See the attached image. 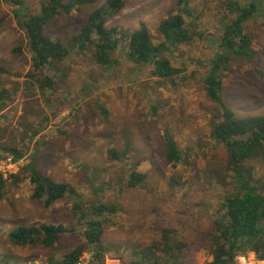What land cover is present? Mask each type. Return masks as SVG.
I'll list each match as a JSON object with an SVG mask.
<instances>
[{"label": "rangeland", "instance_id": "374dc122", "mask_svg": "<svg viewBox=\"0 0 264 264\" xmlns=\"http://www.w3.org/2000/svg\"><path fill=\"white\" fill-rule=\"evenodd\" d=\"M10 1L0 0V89L6 91L5 101H0V161L12 154L6 148L25 156L0 173L6 181L0 199V264H47L49 257L61 259L76 248L96 253L74 212L76 203L86 214L98 205L118 209L115 215L100 217L104 258L129 264L147 254V264H180L163 252V235L170 231L171 244L185 247L183 264H211L209 247L224 199L233 191V173L225 148L211 136L221 109L207 98L204 78L219 51L223 22L234 16L229 0H189L193 16L186 21L192 41L164 55L182 71L176 84L154 77L151 64L129 61L126 38L108 67L97 64L92 46L80 45L76 37L90 13L108 0L75 8L70 14L62 12L45 30L69 53L46 69L54 89L45 90L30 77L31 52ZM243 1L259 6L257 15L244 25L255 56L251 62L233 57L224 73L221 98L238 116H263L264 0ZM20 2L35 14L46 0ZM178 2L127 0L106 25L123 35L145 24L158 44L159 24L178 12ZM166 137L177 143L182 154L176 165L167 160ZM111 151L121 159L114 160ZM33 156L42 174L69 184L73 193L51 207L33 200L34 186L25 169ZM246 168L264 194V151ZM134 171L146 175L135 189L127 187ZM44 224L72 231L52 248L10 241L13 230Z\"/></svg>", "mask_w": 264, "mask_h": 264}, {"label": "trees", "instance_id": "16d2710c", "mask_svg": "<svg viewBox=\"0 0 264 264\" xmlns=\"http://www.w3.org/2000/svg\"><path fill=\"white\" fill-rule=\"evenodd\" d=\"M99 0H46L38 13H31L30 9L20 0H11L19 27L24 31L31 52L32 68L34 73L30 77L40 84V88L54 89V81L45 75L48 67L64 61L68 56L66 46L53 40L47 33L46 27L62 12L70 14L75 8L96 4ZM127 0H108L106 5L90 13L86 25L81 29L76 40L85 47L90 45L94 49L97 64L108 67L114 64L113 55L118 49L121 40L126 38L127 58L136 65H153L152 75L156 78L170 81L173 84L182 73L181 69L173 66L165 57L172 48L190 43L192 35L187 27L186 17L193 16L189 8V0H179V10L162 20L158 32L162 41L155 44L148 27H140L130 33L121 34L117 28H108L107 20L118 14L126 5ZM228 8L234 15L230 20L223 22L222 34L218 48L210 63L204 86L207 98L221 109V116L212 124V138L221 144L229 158V165L233 173V191L223 202L222 212L215 223L216 234L210 245V254L213 256L211 264H236V257L240 253L255 252L259 261H264V194L253 183V177L246 168V163L264 151V115L238 116L229 109L221 98L224 73L233 57L245 58L251 62L255 56L253 39L246 33L244 25L259 12L255 3L245 4L243 0H229ZM19 50V49H18ZM3 71V69H0ZM6 91L0 89V101L4 102ZM166 156L171 164L182 161V154L177 143L166 137ZM12 153L14 161L24 158V154L15 148H6ZM114 160L121 157L115 152L109 153ZM29 179L34 186L32 198L42 201L46 207L64 200L73 193L72 187L63 182L42 174L35 166V157L25 167ZM16 177V176H15ZM146 179L144 173L134 171L128 180V188H138ZM6 181L0 178V199L5 195ZM78 221L85 227L84 235L90 245L96 246L98 261L102 263L105 257L104 249L100 246L104 227V214L115 215L116 207L98 205L89 211L83 210L80 203L74 206ZM72 230L63 225H42L41 227H19L9 234L10 241L15 245L40 244L47 248L55 246L61 237ZM170 231L163 235L165 256H172L181 261L184 246L181 243L171 244ZM83 249L76 248L64 255L61 259L49 257L47 264H76L82 255ZM148 255L142 259L133 260L129 264H147ZM7 264V263H2Z\"/></svg>", "mask_w": 264, "mask_h": 264}, {"label": "built area", "instance_id": "2783aa9c", "mask_svg": "<svg viewBox=\"0 0 264 264\" xmlns=\"http://www.w3.org/2000/svg\"><path fill=\"white\" fill-rule=\"evenodd\" d=\"M15 163L13 157L8 155L3 161H0V173L14 168ZM27 264H43L40 262H28ZM76 264H124L119 258L106 257L102 260V263L98 261V257L95 252H84L77 260ZM236 264H260L256 254L253 252L240 253L236 257Z\"/></svg>", "mask_w": 264, "mask_h": 264}, {"label": "crops", "instance_id": "0c3cea01", "mask_svg": "<svg viewBox=\"0 0 264 264\" xmlns=\"http://www.w3.org/2000/svg\"><path fill=\"white\" fill-rule=\"evenodd\" d=\"M261 263H264V262H261Z\"/></svg>", "mask_w": 264, "mask_h": 264}]
</instances>
